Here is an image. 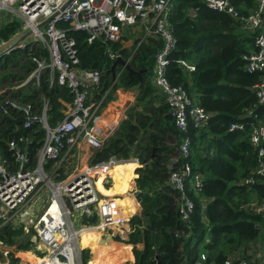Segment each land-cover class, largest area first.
I'll list each match as a JSON object with an SVG mask.
<instances>
[{
	"label": "trees",
	"instance_id": "1",
	"mask_svg": "<svg viewBox=\"0 0 264 264\" xmlns=\"http://www.w3.org/2000/svg\"><path fill=\"white\" fill-rule=\"evenodd\" d=\"M172 2L170 21L177 47L172 52L167 75L174 85H183L208 111L207 125L202 129L190 124V156L174 164L173 158L179 156L180 142L185 134L176 126L167 102L151 81L161 40L143 43L130 61L134 70L142 72L141 77L125 68L112 85L110 69L114 60L106 51L107 45L98 39L89 43L87 33L70 30L69 35L77 41L81 67L102 71L95 99L110 88L137 90L136 101L128 109L126 118L103 146L94 151L91 162L113 155L122 159L135 157L140 161L127 187V192L133 193L142 207L141 213L130 219L127 242L133 245L135 260L132 264H196L202 252L206 254V264H223L231 256L251 259L257 255L256 243L263 233L264 216L254 212L250 202L255 196L264 199V179L258 177L251 185L244 179L253 174L258 163L250 134L256 124L264 122V105H258L255 90L261 73L248 72L242 56L254 44L258 30L245 29L240 19L210 8L203 0ZM232 2L241 15H248L249 8H256L255 0ZM20 27L16 20L2 27L0 42L8 40ZM108 45L120 48V43ZM29 52V46L18 47L0 58V90L21 82L33 70L35 63ZM123 53L127 57L130 51L126 49ZM179 59L194 63L195 70L190 72L182 67ZM14 94H22L25 100L35 101L39 106L41 97L47 95L51 100L48 116L52 124L64 117L61 112L64 105L59 99H73L66 87H49L47 74L39 87L19 89ZM4 95H0V100ZM113 96L108 95L107 100ZM254 107V114L249 115L247 110ZM13 115L0 112V148L10 161L13 160L8 148L10 139L31 132L34 141L30 148L34 155L44 137L39 124L25 130L23 118L16 113ZM233 123H242L244 128L230 130ZM186 161L190 162L193 175L203 176V186L196 191L188 181V192L195 207L190 218L183 220L178 192L170 183V175ZM126 170L125 165L117 164L111 179L104 183L106 188L101 182L102 188L106 192L120 191ZM126 213L133 214L131 210ZM16 231L5 226L0 231V239L14 244ZM94 240L88 237L85 246ZM30 245L26 238L18 244V250H28ZM82 254L87 262L90 249H83ZM12 258L14 263L20 260L16 255Z\"/></svg>",
	"mask_w": 264,
	"mask_h": 264
},
{
	"label": "built area",
	"instance_id": "2",
	"mask_svg": "<svg viewBox=\"0 0 264 264\" xmlns=\"http://www.w3.org/2000/svg\"><path fill=\"white\" fill-rule=\"evenodd\" d=\"M203 1L212 9L240 19L245 29L258 30L253 49L245 52L242 58L248 72L261 73L255 90L258 105H264V0H255L256 8L248 15H241L232 0ZM2 9L16 11L23 21L16 38L21 39L30 31L18 47L25 49L29 46L30 59L35 67L24 80L0 91V95L5 93L0 100V112L21 116L25 130L39 124L44 137L34 155L30 148L34 141L31 132L10 139L8 148L12 161L0 148V231L5 226L18 228L21 225L25 231L33 232V238L40 243L41 255L27 264H83V229L96 228L104 233L124 236L131 231L130 219L135 215L125 214L117 198L104 196L98 181L102 178L104 184L111 179L119 162L140 161L135 157L122 159L113 155L103 161L91 162L94 151L118 129L124 112L116 111L111 120L106 118V100L111 88L100 98H92L101 85L102 71L81 67L77 41L69 31L87 30L89 43L101 40L107 45L106 51L111 59L122 57L128 63L150 38L161 40L155 56L154 83L165 94L169 113L185 134L180 142L179 156L173 158L174 164L180 158L190 156V124L202 128L207 125L210 114L194 101L183 85H174L167 75L172 52L177 47L170 21L172 0H0ZM137 26H141L143 34L125 57L121 45L124 32ZM31 36L32 39L26 42ZM12 43L2 41L0 47L8 48ZM108 43H120L121 46L113 49ZM178 63L190 72L196 68L186 59H179ZM124 68L121 65L117 68L118 77ZM45 74L49 87L61 85L73 94L71 101L59 99L64 105L61 108L64 117L55 124L49 120L51 100L47 95L41 97L39 106L35 101L25 100L22 94H14L27 84L39 87ZM254 111L255 107L248 109L247 113L253 115ZM237 128L243 129L244 124L233 123L230 130ZM250 140L257 152L258 163L253 174L244 179L249 185L258 177L264 179L263 121L253 127ZM86 149L91 150V156ZM188 181L196 191L202 189L203 176L200 173L193 175L190 162L186 161L170 175V183L178 192L183 220L190 218L195 207L188 192ZM250 206L264 216V199H252ZM10 255L9 244L0 239V259H5V264H14ZM206 259L202 252L196 264H206ZM223 264H264V259L231 256Z\"/></svg>",
	"mask_w": 264,
	"mask_h": 264
},
{
	"label": "crops",
	"instance_id": "3",
	"mask_svg": "<svg viewBox=\"0 0 264 264\" xmlns=\"http://www.w3.org/2000/svg\"><path fill=\"white\" fill-rule=\"evenodd\" d=\"M249 10L251 12L253 9L249 8ZM5 19L0 20V30L2 27L7 25L9 22L14 20L11 18H9V19L5 18ZM20 25H22V24H20ZM20 29H21V27H20ZM20 29H18L8 40H2V41H10V42L14 43L15 40L19 39V38H16L15 35ZM142 34H143V29L141 28V26H137L134 29H126L124 32L123 42L121 43V45L124 47V50L127 49V50L131 51V49L134 48V45H135L137 38L139 36H141ZM153 41H155V40L150 38L145 43L153 42ZM1 42H0V44H1ZM253 47H254V44H252L250 49H253ZM3 50H5V49H2L0 47V52ZM151 81L154 84V86L156 87L158 94L162 95L163 101L166 102L165 94L162 93L160 91V89L154 83V74H153V77H151ZM8 87H11V86H5V88H8ZM33 87H35V85L27 84L24 87H22L21 89L26 91L27 88L32 89ZM1 90H3V89H1ZM115 93H116V95H119V98L116 97V100L112 99L111 101L108 102L109 104H108V108H107L106 114H105L106 118L108 120H111L113 118L114 112H116V111L124 112L123 119L126 118L128 109L136 101V95H137L136 89L118 88V89L113 91V95H115ZM93 96L95 98V92L93 93L92 98H93ZM113 103H116V106L111 107L113 105ZM86 151H87L86 153H88V155L91 156V150L86 149ZM125 162L134 163V169L132 170V172H126V175L122 178L123 183H122V189L120 191H118V192H106L101 186L102 178L98 181V187L101 189L104 196H107L110 193H120V194L122 193L125 197V198L123 197V199H122L123 200V206L128 205L131 208L130 210L133 213L139 214V213H141L142 207L139 204L138 200L135 199L134 194L132 193V195H130V196H132V198H127L125 196V193L127 192V187H128V184L131 180L133 172L138 165L136 164V160H129V161H125ZM117 164H123L124 165V162H119ZM103 186L106 188V186L104 184H103ZM252 199L263 200V199H260L259 197H253ZM127 200L129 201L128 203H126ZM12 229L13 230H20L19 228H12ZM96 231L98 233L93 232V233H95L94 235L88 236V237L92 236L93 238H95L94 242H92L88 246H83L81 243L82 251L85 248L90 249V255H91L87 262L84 261L83 256H82L83 264H92V262H93V264H132L134 262L135 257L133 254V245L127 242L129 239V234L131 231H127V233H125L124 236H121L120 234H115L113 232H111L112 234L110 232L104 233L98 229H96ZM88 237H87V239H88ZM11 245H13V244H9V246H11ZM256 246H257V250H256L257 255H255L253 257H255V258L259 257V259H264V228H263L262 235L260 236V238L258 239V242L256 243ZM91 247H93L95 249V251L99 254L97 255V253ZM138 247L142 248V245L138 244ZM10 250H11L10 257H11L12 262H13L12 255L18 256L20 259L19 261H22L23 264H27L29 261H33V258L32 259H24V257H22V255L25 254V251H27V250H18L17 251V249H16L14 251V250H12V248H10ZM102 250H103V252H101ZM31 255H33V256H35V258H37V257H39V255H41V253L37 254L35 252H32Z\"/></svg>",
	"mask_w": 264,
	"mask_h": 264
},
{
	"label": "rangeland",
	"instance_id": "4",
	"mask_svg": "<svg viewBox=\"0 0 264 264\" xmlns=\"http://www.w3.org/2000/svg\"><path fill=\"white\" fill-rule=\"evenodd\" d=\"M18 6H19V3H17L16 4V8H18ZM5 18H11V19H14V20H16L19 24H22L23 23V21H22V19L19 17V15L17 14V12L16 11H12V10H6V9H2V10H0V20H4ZM10 19V20H11ZM6 20V19H5ZM14 37V36H13ZM12 37V38H13ZM32 39V36L31 37H29L27 40H26V42H29L30 40ZM2 49H6V48H2ZM113 91L114 90H111V92H109V94L108 95H110V94H112L113 95ZM162 96V95H161ZM115 97V98H114ZM116 97H118L119 98V95H116V93H115V95L113 96V98L112 99H115L116 100ZM112 99H110V100H106V104H107V102H109V101H111ZM194 101L195 102H197L196 101V98H194ZM105 104V105H106ZM109 104V103H108ZM108 104H107V106L105 107V108H107L108 107ZM114 106H116L115 104L114 105H112L111 107H114ZM204 127H202V129H203ZM87 152V151H86ZM117 195L119 194L120 196H122V197H120L121 199H119L120 200V202H121V205H122V208L124 209V206H123V197H124V195L121 193H116ZM130 195V194H129ZM126 196V195H125ZM125 198V197H124ZM136 214V213H135ZM18 228L20 229V230H18V231H16L17 233H16V236H15V238H16V243H14L13 245H11L10 246V248H12V250H16L17 249V251H18V244L22 241V240H24V241H26V238H29V240H30V242H31V245H30V249H28L27 251H25V254H23L22 255V257H24V259H32V258H34L35 256H33V255H31L32 254V252H35V253H37V254H40L41 252H40V250L38 249V245L40 244L39 243V241L38 240H35L34 238H33V232L32 231H25V229L24 228H22V226L21 225H18ZM95 233H98L97 231H95ZM95 233H93V232H91L90 234H95ZM1 257V256H0ZM0 261H1V264H5V259H0ZM25 263V262H24ZM14 264H23V262L22 261H16V263H14Z\"/></svg>",
	"mask_w": 264,
	"mask_h": 264
},
{
	"label": "water",
	"instance_id": "5",
	"mask_svg": "<svg viewBox=\"0 0 264 264\" xmlns=\"http://www.w3.org/2000/svg\"><path fill=\"white\" fill-rule=\"evenodd\" d=\"M81 32H84V33H87V30H81ZM30 34V31H28L21 39H18L17 41H15L13 44H11L10 47L6 48L5 50L1 51L0 52V58L2 56H4L5 54L7 53H10L11 51L15 50L16 48H18V45H19V42L24 40L28 35ZM125 66V68L131 72H135L137 73L140 77L142 76L141 75V71H136L134 70L130 63H128L125 59H123L122 57H118L117 59L114 60L112 66H111V69H110V72L112 73L113 75V80H116L117 77H118V73H117V68L119 66ZM124 68V69H125Z\"/></svg>",
	"mask_w": 264,
	"mask_h": 264
},
{
	"label": "bare ground",
	"instance_id": "6",
	"mask_svg": "<svg viewBox=\"0 0 264 264\" xmlns=\"http://www.w3.org/2000/svg\"><path fill=\"white\" fill-rule=\"evenodd\" d=\"M136 164L139 166V162H138V161H136ZM124 165L127 167L126 172H132V170L134 169V163H127V162H124ZM97 184H98V183H97ZM125 195H126L127 198H132V196H130V195L128 194V192H126ZM107 196H111V197L117 198V202L121 205V202H120L119 198L117 197V194H116V193H110V194H108ZM129 200H130V199H129ZM128 202H129V201L127 200L126 203H128ZM130 209H131V208H130L128 205H125L123 211H124L125 214H127L126 211H127V210H130ZM132 213H133V212H132ZM128 215H130V214H128ZM95 231H96L95 228H86V229H83V230L81 231V243H82L83 246L86 245L87 237H88L89 235H94V234H90V233H91V232H95ZM34 260H35V257L33 258V261H34Z\"/></svg>",
	"mask_w": 264,
	"mask_h": 264
}]
</instances>
